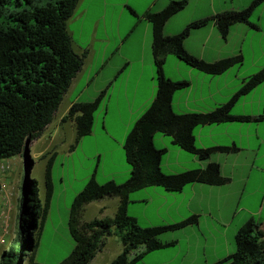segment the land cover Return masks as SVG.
I'll list each match as a JSON object with an SVG mask.
<instances>
[{"label": "trees", "instance_id": "1", "mask_svg": "<svg viewBox=\"0 0 264 264\" xmlns=\"http://www.w3.org/2000/svg\"><path fill=\"white\" fill-rule=\"evenodd\" d=\"M79 0H0V160L22 155L27 139H36L53 121L55 112L68 92L73 79L85 64V53H78L68 21ZM264 0H252L239 10H226L212 17L200 18L187 24L179 33L167 35L166 22L186 8L188 0H170L161 10L147 12L152 23V51L156 67L157 93L143 115L135 122L125 143L124 151L130 165V176L124 182H99L93 174L75 196L69 214V230L75 240L72 252L59 264H89L107 244V237L118 236L123 250L110 264H137L155 250L175 245L163 243L159 235L198 223L192 215L177 223L142 226L129 213L130 194L149 186H162L179 192L194 182L222 185L230 182L223 175L219 162L211 161L205 168L170 173L163 169L166 148L155 145V135L163 133L172 142L201 160H209L218 151L231 152L236 145L198 146L195 129L200 125L218 122H260L264 115L234 114L232 107L244 95L264 81V67L244 79L241 88L231 99L206 112H177L173 95L190 85L189 80H175L165 73L166 58L173 54L187 65L209 74H221L243 62L242 54L230 55L217 61H207L189 53L185 40L190 33L214 20L224 38L235 23L251 22L253 12ZM133 15L137 12L129 7ZM108 87L90 102L74 103L63 122L76 123L77 140L93 131L95 116L107 94ZM75 146V145H74ZM48 154V153H47ZM45 170V197L40 196L39 181L28 173L25 181L26 199L20 201L16 245H10L0 257V264H22L29 257L36 261L45 221L54 192L52 168L56 153L48 154ZM120 197L114 216L84 220L85 207L106 197ZM236 250L216 264H264V223L251 218L235 235Z\"/></svg>", "mask_w": 264, "mask_h": 264}, {"label": "crops", "instance_id": "2", "mask_svg": "<svg viewBox=\"0 0 264 264\" xmlns=\"http://www.w3.org/2000/svg\"><path fill=\"white\" fill-rule=\"evenodd\" d=\"M251 1L188 0L186 8L166 22L165 33L177 34L194 20L212 17L226 10L243 9ZM169 2L170 0H79L68 21V28L75 51L86 54L85 64L73 79L53 121L34 139L31 147L37 139L43 138L48 141L46 153L56 155L61 149L73 156L89 140L98 155L108 153L113 147L124 148L130 130L157 93L152 51L153 28L146 13L159 11ZM128 7H132L138 16L130 15ZM251 22L258 28L248 23H235L231 26L228 37L224 38L216 22L210 20L208 24L194 29L186 38L187 51L207 61L243 55L241 64L234 65L221 74H209L187 65L174 55L167 56L166 75L175 80L190 81L187 88L173 95V107L177 112H206L215 109L231 99L241 88L245 78L264 67V2L253 12ZM107 87L93 131L76 142L75 121L63 122L62 118L74 103L90 102ZM232 112L264 115V81L242 96L232 107ZM195 135L198 146L202 148L236 145L240 149L218 151L209 160H201L170 140V146L166 144L159 148H166L168 151L172 149L176 155L173 159L163 161V169L176 173L205 168L209 162L216 161L220 163L223 175L230 177V182L222 185L194 182L179 192L166 191L156 186L145 187L133 192L140 194V198H133L132 193L130 194L132 202L129 213L138 220L131 206L138 203H145L147 206L153 195H160L165 203H169L168 206L177 217L170 223L198 215L197 224L181 228L193 230L191 228L205 224L194 241L195 249L201 251L189 264L198 260V264H216L236 250L235 235L246 221L254 218L264 223V120L200 125L195 129ZM98 168L97 166L83 177V188L93 174L101 182L98 179ZM121 171L122 180L114 172H106L103 175L107 177L104 182L126 181L131 169L125 167ZM119 203L118 196L106 197L90 202L85 210L88 206L97 208L96 204H99L98 209L103 218L114 216ZM109 208L111 210L107 212ZM180 240L186 243V249L178 264H185L191 244L189 240L179 238L171 240L177 241L172 246L178 245Z\"/></svg>", "mask_w": 264, "mask_h": 264}, {"label": "rangeland", "instance_id": "3", "mask_svg": "<svg viewBox=\"0 0 264 264\" xmlns=\"http://www.w3.org/2000/svg\"><path fill=\"white\" fill-rule=\"evenodd\" d=\"M128 11L130 15L135 16L131 13L129 7ZM98 112L99 110L95 116L96 123L98 122ZM156 135L155 145L158 148L166 144L170 146V136L160 132ZM159 137L162 138L160 139ZM47 144L48 141L40 138L31 147V154L35 160L31 177L39 181L41 198H44L46 193L45 170L49 157L45 151ZM110 150L108 153L98 155L90 140L83 148L78 149L73 156L63 152L61 149L59 150L52 168L54 192L51 207L36 249L35 259L37 262L41 264H59L75 247L76 242L70 233L68 222L70 206L76 194L83 188V177L98 166V179L101 182L106 180L107 177H103L106 172H114L118 176L117 178L122 180L121 170L125 167L130 168L125 157L124 148L117 149L113 147ZM175 155L174 150H167L163 161L165 159H173ZM24 176L23 155L0 160V257L4 250H8L10 245H16L15 237L18 233V218ZM156 187L166 190L162 186ZM131 197L137 199L141 196L132 192ZM168 204L164 202L160 195H153L151 202L147 206H145V203H138L135 206H131V210L137 215L138 222L142 226L168 224L177 219ZM98 205L96 204L97 208L88 206V209L84 212L83 219L89 221L94 218H103ZM110 208L107 212L111 210ZM204 228L205 224L203 223L202 227L191 228L193 230H169L159 235V240L163 243L179 238L189 240L191 250L185 257V264H189L201 251V249L198 251L195 249L194 241L196 234L199 235L202 232L201 229ZM106 241L105 248L99 251L89 264H110L123 250V243L118 236L114 234L108 236ZM185 249L186 243L180 240L176 246L165 247L147 254L143 261L137 264H178L183 258ZM198 263H200L199 260L193 264ZM22 264H31L29 257L25 258Z\"/></svg>", "mask_w": 264, "mask_h": 264}, {"label": "water", "instance_id": "4", "mask_svg": "<svg viewBox=\"0 0 264 264\" xmlns=\"http://www.w3.org/2000/svg\"><path fill=\"white\" fill-rule=\"evenodd\" d=\"M33 141H34L33 139H30V138L27 139L25 146H24V149H23V152H22L24 167H25V178H26V175L28 173L31 174L32 169H33L34 164H35V160L33 159L32 154H31V144L33 143ZM25 181H26V179L24 180V183L22 186V196H23L24 200L26 199V193L24 192L25 191Z\"/></svg>", "mask_w": 264, "mask_h": 264}]
</instances>
